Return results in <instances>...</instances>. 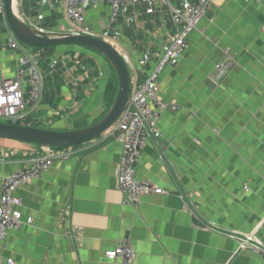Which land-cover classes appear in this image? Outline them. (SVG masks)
<instances>
[{
    "label": "crops",
    "instance_id": "0c3cea01",
    "mask_svg": "<svg viewBox=\"0 0 264 264\" xmlns=\"http://www.w3.org/2000/svg\"><path fill=\"white\" fill-rule=\"evenodd\" d=\"M195 1L128 5L114 22L108 2L92 1L80 32L112 43L139 88L179 35L174 11ZM66 5L21 0L26 19L44 31L73 32ZM11 39L0 19V81L17 76L24 56L35 59L43 80L42 98L31 106L23 78L26 109L12 124L72 131L108 112L119 83L106 59L75 46L13 50ZM186 43L160 76L159 100L177 109L162 112L161 135L149 136L136 171L168 194L128 202L117 182L122 142L104 135L76 146L17 191L24 222L0 242L4 264H121L105 253L125 240L132 264H264L233 238L264 244V0H213ZM226 61L232 65L218 80L216 66ZM41 152L0 139V187Z\"/></svg>",
    "mask_w": 264,
    "mask_h": 264
},
{
    "label": "built area",
    "instance_id": "2783aa9c",
    "mask_svg": "<svg viewBox=\"0 0 264 264\" xmlns=\"http://www.w3.org/2000/svg\"><path fill=\"white\" fill-rule=\"evenodd\" d=\"M92 1H104L111 5L112 22L118 16L119 10L128 5L136 6L157 2L169 4V0H67L66 15L74 26L73 32L81 33L80 25L84 23L86 12ZM212 1L196 0L184 13L174 11L172 19L175 25L180 26L179 35L166 49L142 86L132 89L131 99L121 118L105 134L123 144L117 182L119 190L132 204H138L141 198L147 195L168 194L151 182L139 180L136 176L137 166L149 136L158 138L161 135L158 122L162 112L167 109H177L174 106L169 108L159 100L160 76L167 64L183 55L187 45V36L198 28ZM0 19L8 25L4 0H0ZM9 46L13 50H18L21 43L17 39H11ZM231 65L230 61H226L216 66L218 80ZM25 76H29L31 87L29 105L36 106L42 98L43 80L38 64L34 58L24 56L20 61L17 76L0 81V122L8 123L24 117L26 103L23 78ZM74 148L41 146V154L32 158L25 170L4 178L0 187V242L5 240L9 230L19 228L24 222L20 210L22 200L17 196V191L22 186L40 178L54 162H64L75 155ZM25 222L31 224L32 218H28ZM233 238L238 240L240 250H250L264 260V244L258 242L254 236L243 235L233 236ZM105 256L109 260H119L121 264H132L135 253L129 241L125 240L115 249L107 251ZM0 264H4L1 257ZM5 264H14V261L9 259Z\"/></svg>",
    "mask_w": 264,
    "mask_h": 264
},
{
    "label": "water",
    "instance_id": "95a60500",
    "mask_svg": "<svg viewBox=\"0 0 264 264\" xmlns=\"http://www.w3.org/2000/svg\"><path fill=\"white\" fill-rule=\"evenodd\" d=\"M7 24L14 37L33 48L75 46L98 53L113 68L119 83L115 100L108 112L96 123L72 131H56L0 122V139L56 148L76 147L104 136L121 118L131 99L132 79L122 53L109 41L77 32L44 31L33 26L24 16L21 0H4Z\"/></svg>",
    "mask_w": 264,
    "mask_h": 264
},
{
    "label": "rangeland",
    "instance_id": "374dc122",
    "mask_svg": "<svg viewBox=\"0 0 264 264\" xmlns=\"http://www.w3.org/2000/svg\"><path fill=\"white\" fill-rule=\"evenodd\" d=\"M147 79V78H146ZM123 150V149H122ZM123 194V193H122ZM124 195V194H123ZM125 196V195H124ZM128 201V200H127ZM134 253H135V251H134ZM106 254V253H105ZM0 257H1V255H0ZM106 257V256H105ZM135 257V256H134ZM15 264V263H14Z\"/></svg>",
    "mask_w": 264,
    "mask_h": 264
},
{
    "label": "trees",
    "instance_id": "16d2710c",
    "mask_svg": "<svg viewBox=\"0 0 264 264\" xmlns=\"http://www.w3.org/2000/svg\"><path fill=\"white\" fill-rule=\"evenodd\" d=\"M52 48H55V47H52ZM8 123H12V122H8ZM18 125H20V124H18Z\"/></svg>",
    "mask_w": 264,
    "mask_h": 264
}]
</instances>
